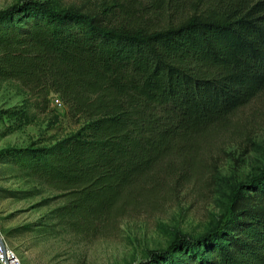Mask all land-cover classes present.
Instances as JSON below:
<instances>
[{
  "label": "trees",
  "instance_id": "trees-1",
  "mask_svg": "<svg viewBox=\"0 0 264 264\" xmlns=\"http://www.w3.org/2000/svg\"><path fill=\"white\" fill-rule=\"evenodd\" d=\"M0 80L44 101L56 93L73 117L90 120L54 147L3 154L63 193L61 222L105 223L157 166L230 127L264 91V0H207L148 27L17 4L0 10ZM156 261L264 264V168L233 193L225 223L148 264Z\"/></svg>",
  "mask_w": 264,
  "mask_h": 264
},
{
  "label": "rangeland",
  "instance_id": "rangeland-1",
  "mask_svg": "<svg viewBox=\"0 0 264 264\" xmlns=\"http://www.w3.org/2000/svg\"><path fill=\"white\" fill-rule=\"evenodd\" d=\"M24 2L148 27L201 10L207 0H0V10ZM89 122L73 117L65 104L55 106L50 95L44 101L18 82L0 80V236L22 264H148L154 253L225 223L233 193L264 168L263 91L232 117L230 127L195 138L187 152L157 166L120 212L75 229L58 219L63 193L3 152L54 147L82 134Z\"/></svg>",
  "mask_w": 264,
  "mask_h": 264
},
{
  "label": "built area",
  "instance_id": "built-area-1",
  "mask_svg": "<svg viewBox=\"0 0 264 264\" xmlns=\"http://www.w3.org/2000/svg\"><path fill=\"white\" fill-rule=\"evenodd\" d=\"M50 97L57 107H62L64 105L63 101L56 93H51ZM0 264H22L15 252L7 247L1 236H0Z\"/></svg>",
  "mask_w": 264,
  "mask_h": 264
}]
</instances>
